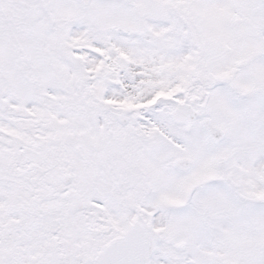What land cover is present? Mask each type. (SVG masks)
Wrapping results in <instances>:
<instances>
[{"label": "snow or ice", "instance_id": "snow-or-ice-1", "mask_svg": "<svg viewBox=\"0 0 264 264\" xmlns=\"http://www.w3.org/2000/svg\"><path fill=\"white\" fill-rule=\"evenodd\" d=\"M0 264H264V0H0Z\"/></svg>", "mask_w": 264, "mask_h": 264}]
</instances>
